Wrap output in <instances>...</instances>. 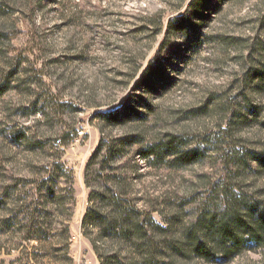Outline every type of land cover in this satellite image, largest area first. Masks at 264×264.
I'll return each mask as SVG.
<instances>
[{"label": "rangeland", "instance_id": "obj_1", "mask_svg": "<svg viewBox=\"0 0 264 264\" xmlns=\"http://www.w3.org/2000/svg\"><path fill=\"white\" fill-rule=\"evenodd\" d=\"M191 1L0 0V264H264V0ZM95 190L128 237L83 226Z\"/></svg>", "mask_w": 264, "mask_h": 264}, {"label": "trees", "instance_id": "obj_2", "mask_svg": "<svg viewBox=\"0 0 264 264\" xmlns=\"http://www.w3.org/2000/svg\"><path fill=\"white\" fill-rule=\"evenodd\" d=\"M211 2L210 0H192L190 7L193 11V14L197 17L200 15L201 11L204 8L210 7ZM183 20V18L181 19ZM182 29H186V26L184 23L181 24ZM119 112L109 113L104 115L105 118L109 120H116L120 118ZM124 115H121V118H123ZM118 143H116L115 146H111L106 142V138L102 137L100 144L98 145L97 149L93 153L92 157L90 158L88 164H87V171H93L94 178H102V171L104 168H100L98 170H94V165L96 164L98 159H102L101 163L102 165L110 164L112 161L113 155H115L116 148L119 147V143L121 140H115ZM106 150V153L104 154V151ZM112 155V156H111ZM151 155H155V152L153 150L149 149L145 153V157H150ZM103 157V158H102ZM96 173V174H95ZM98 173V174H97ZM88 176V173H87ZM90 180H87V182ZM42 190H45L43 194H41L40 199L36 201H33V203H30L28 206H24L25 208L21 209V215H24L25 222H28L27 225H25V228L27 229V240H37L38 242H42L44 240H47L49 235L47 234V226L48 224V215L51 213V209L47 208L48 205V198L51 196H54L55 198H59L60 196L57 194V188L58 183L56 182L54 177H49L43 180L39 186ZM102 195V193L97 192L96 190L91 193V203L88 207L87 213L83 219V226L88 227H102V234L104 235L106 233L111 234H118L119 229H122L124 231V234L128 237L132 233V226L130 223L132 222V204L128 201L121 202L120 198L118 196L114 197L113 206H117V209H120L122 207L121 213L122 216L120 218L118 216H113L111 214L104 215L101 210L94 205V197L97 195ZM101 197V196H100ZM30 209V210H28ZM16 223V217L12 216L9 217L7 220L0 222V227L7 229V231L12 232V228ZM127 226V228L125 227ZM124 227V228H123ZM228 225H225L221 228L222 233H225L227 231ZM95 249L98 251V247L96 246L95 242H93ZM199 249V248H198Z\"/></svg>", "mask_w": 264, "mask_h": 264}]
</instances>
